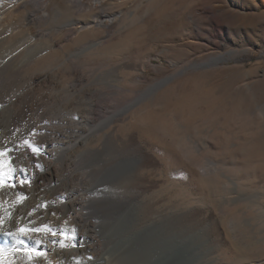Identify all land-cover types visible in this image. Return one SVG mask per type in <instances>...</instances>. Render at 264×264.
<instances>
[{"label": "rangeland", "instance_id": "obj_1", "mask_svg": "<svg viewBox=\"0 0 264 264\" xmlns=\"http://www.w3.org/2000/svg\"><path fill=\"white\" fill-rule=\"evenodd\" d=\"M81 1L0 0L4 135L41 154L94 128L70 158L138 165L104 193L134 227L195 234L193 264H264V0Z\"/></svg>", "mask_w": 264, "mask_h": 264}, {"label": "bare ground", "instance_id": "obj_2", "mask_svg": "<svg viewBox=\"0 0 264 264\" xmlns=\"http://www.w3.org/2000/svg\"><path fill=\"white\" fill-rule=\"evenodd\" d=\"M75 1L83 5L81 0ZM93 22L84 21L83 27ZM12 107L0 106V152L4 153L0 156V264H193L191 260L201 256L206 248L195 234H176L173 230L167 233L161 223L134 227L135 206H124L104 195L130 183L138 166L132 160L92 169L99 158L89 149L70 158L72 149L79 141L84 142L94 128L78 139L76 136L73 143H65L62 137L66 135L57 137L53 147L45 146L33 163L28 146L12 135H4L3 116ZM46 179L55 185H45ZM71 181L69 191L64 189ZM22 228L29 231L22 232ZM177 244L191 249L186 261L168 259L166 248ZM29 249L44 255L30 258ZM133 254L145 256L133 260Z\"/></svg>", "mask_w": 264, "mask_h": 264}, {"label": "water", "instance_id": "obj_3", "mask_svg": "<svg viewBox=\"0 0 264 264\" xmlns=\"http://www.w3.org/2000/svg\"><path fill=\"white\" fill-rule=\"evenodd\" d=\"M166 251L168 252L167 254L169 257L168 259L177 257L179 260H182V261H186L191 253V249L181 247L180 244L169 246L166 248Z\"/></svg>", "mask_w": 264, "mask_h": 264}, {"label": "snow or ice", "instance_id": "obj_4", "mask_svg": "<svg viewBox=\"0 0 264 264\" xmlns=\"http://www.w3.org/2000/svg\"><path fill=\"white\" fill-rule=\"evenodd\" d=\"M25 145H27L29 148H31L33 153L38 154L39 149H38L37 146H34V145L30 144L28 141H25ZM3 155H4V153L0 152V156H3ZM0 175H2V174H0ZM2 182H3L2 179H0V183H2ZM20 183L23 184V181H20ZM20 231L26 232V231H29V229L22 228V229H20ZM6 235H14V234L13 233H6ZM21 243H22V241H21ZM37 243H39V241H37ZM60 244H61L62 247L64 246V242L63 241H60ZM28 255L31 258L33 255L34 256H43L44 253L42 251H36L35 249H29L28 250Z\"/></svg>", "mask_w": 264, "mask_h": 264}]
</instances>
